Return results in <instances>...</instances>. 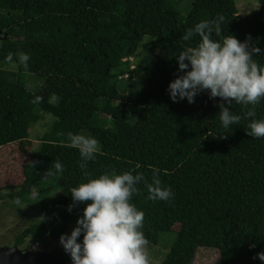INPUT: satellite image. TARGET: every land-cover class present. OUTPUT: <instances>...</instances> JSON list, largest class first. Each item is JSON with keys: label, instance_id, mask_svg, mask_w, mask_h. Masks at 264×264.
<instances>
[{"label": "trees", "instance_id": "16d2710c", "mask_svg": "<svg viewBox=\"0 0 264 264\" xmlns=\"http://www.w3.org/2000/svg\"><path fill=\"white\" fill-rule=\"evenodd\" d=\"M218 16L224 17L220 35L249 39L250 47L264 50V0L246 17L235 0H194L186 17L171 0H0V29L8 35L0 40V60L18 66L17 72L0 69V166L26 156L23 181L0 182V191L16 195L57 175L52 219L26 230L33 244L47 236L59 240L82 215L83 203L67 210L71 187L88 175L129 171L145 178L132 201L144 212L148 245L159 244L163 233L177 234L162 264H193L201 247L218 249L221 264H264L257 257L264 252V138L248 135L247 129L252 119L264 118V100L249 117L251 105L210 98L208 92L193 103L173 102L167 91L178 74L176 56L199 41L198 35L183 40L185 31ZM146 36L155 40L135 66L131 58ZM212 38L220 36L213 30ZM21 52L30 56L27 67L19 61ZM253 60L264 65V55ZM137 70L145 74L143 87L121 93L117 82ZM23 73L45 78L44 88L30 91ZM52 94L59 104L51 102ZM37 95L43 99L34 104ZM222 108L239 115L240 122L224 129ZM99 111L114 127L95 125ZM45 113L56 120L35 149L30 131ZM131 115L137 121L131 122ZM84 130L101 145L89 161L67 146V133ZM57 160L62 173L54 169ZM156 172L174 193L170 201L147 199L146 183ZM61 250L58 256L67 264L68 254Z\"/></svg>", "mask_w": 264, "mask_h": 264}, {"label": "clouds", "instance_id": "9594fccd", "mask_svg": "<svg viewBox=\"0 0 264 264\" xmlns=\"http://www.w3.org/2000/svg\"><path fill=\"white\" fill-rule=\"evenodd\" d=\"M223 22L224 17L218 16L202 20L194 29L185 31L183 40L198 35L199 41L176 56L178 74L169 82L167 91L173 102L186 98L189 103H193L199 93L207 91L210 98L251 105L247 116L255 117V106L264 100V65L253 57L264 55V50L250 47L249 39L241 41L231 34L220 35ZM213 30L219 39L212 38ZM29 59L27 53L19 54L24 67L28 66ZM6 61H12L11 53ZM42 99L37 95L32 103H40ZM219 118L224 129L241 120L228 108H222ZM247 129L248 135L264 138V118L252 119ZM66 139L67 146L78 149L84 161L94 159L100 151L99 141L93 136L69 132ZM54 169L63 172L59 160ZM144 179L142 174L133 175L129 171H105L96 176L88 175L71 187L73 203L85 205L70 234L59 237L71 264H151L147 251L149 242L142 231L144 212L132 201L139 191L136 185ZM146 188L148 200L170 201L174 196L172 189L163 185L158 172L151 183H146ZM67 210L71 211L72 205ZM257 257L264 261V252L257 253Z\"/></svg>", "mask_w": 264, "mask_h": 264}, {"label": "rangeland", "instance_id": "374dc122", "mask_svg": "<svg viewBox=\"0 0 264 264\" xmlns=\"http://www.w3.org/2000/svg\"><path fill=\"white\" fill-rule=\"evenodd\" d=\"M238 6L239 14L243 17L249 15L252 11L259 8L260 0H235ZM173 5L180 11V13L186 17L189 15L194 6V0H171ZM154 38L151 36H146L140 45L137 53L131 62L133 65L138 66L142 59L148 54L149 49L153 45ZM134 67V66H132ZM0 69H7L11 71H18V66L16 63H11L4 65L0 60ZM145 74L141 70H137L131 74V78L120 80L117 82L118 88L121 93H130L132 91H137L143 87L145 84ZM22 79L25 82L27 88L32 92L41 91L46 83L45 78L39 77L33 73H23ZM207 91L201 92V94ZM51 102L55 104L60 103V97L56 94H52ZM103 99L100 100V108L103 106ZM95 125L104 126L112 128L114 123L112 118L105 114L103 111H99L95 115ZM56 118L45 113L43 118H41L36 123H33L31 128V140L35 149L39 148V139L47 131L50 130ZM131 122L137 121L135 115H131L129 118ZM84 135L93 136L88 130L81 132ZM100 144V143H99ZM14 150V149H13ZM101 150V145H100ZM12 152V151H11ZM10 152V153H11ZM15 155V154H14ZM26 159H20L19 161L12 162L9 166L6 164L0 166V182H22L23 176L21 173V165ZM42 189V190H41ZM38 190H41L40 198L36 199ZM19 194H12V192L7 189L0 191V247L10 248L21 241H31V235H26V230L39 223L42 219L51 216L52 208L58 204L56 200V195L58 193L57 187V175L53 174L46 179L39 181L36 187L30 191H24ZM15 192V191H13ZM33 192V194H32ZM19 200L20 203L17 204L16 201ZM71 200L70 205H73ZM76 226L74 223L66 232L70 234L71 230ZM177 234L174 232L163 233L160 239V243L157 245H147V251L150 257L151 264H162L163 259L167 253L172 248ZM40 244V245H39ZM38 246L43 247L48 250L53 255H58L61 251H64L60 240H54L52 237L47 236L44 242H39ZM221 254L218 249L201 247L198 249L193 264H221ZM67 264H71V258L68 255Z\"/></svg>", "mask_w": 264, "mask_h": 264}, {"label": "water", "instance_id": "95a60500", "mask_svg": "<svg viewBox=\"0 0 264 264\" xmlns=\"http://www.w3.org/2000/svg\"><path fill=\"white\" fill-rule=\"evenodd\" d=\"M8 38L0 29V40ZM0 264H65L61 257L51 256L45 252L23 253L17 247H0Z\"/></svg>", "mask_w": 264, "mask_h": 264}, {"label": "flooded vegetation", "instance_id": "af4514ba", "mask_svg": "<svg viewBox=\"0 0 264 264\" xmlns=\"http://www.w3.org/2000/svg\"><path fill=\"white\" fill-rule=\"evenodd\" d=\"M27 234L25 233L24 236H26ZM27 237V236H26ZM32 241V240H31ZM31 241H21L20 243L10 247V248H13V247H17L18 249L22 250L23 253H27V252H45V253H48L49 255L51 256H57V257H60L58 255H53L51 254L50 252H48L47 249L45 248H41L38 246L39 242H37V245L35 246L36 243H32ZM40 245V244H39ZM35 246V247H34ZM64 261V260H63ZM65 263V261H64ZM66 264V263H65Z\"/></svg>", "mask_w": 264, "mask_h": 264}, {"label": "built area", "instance_id": "2783aa9c", "mask_svg": "<svg viewBox=\"0 0 264 264\" xmlns=\"http://www.w3.org/2000/svg\"><path fill=\"white\" fill-rule=\"evenodd\" d=\"M132 68H133V67H132ZM36 245H37V243L35 244V246H36ZM35 246H34V247H35Z\"/></svg>", "mask_w": 264, "mask_h": 264}]
</instances>
